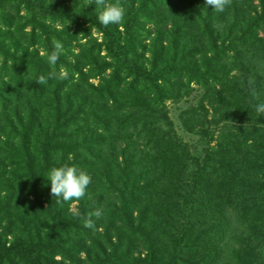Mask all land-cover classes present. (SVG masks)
I'll return each instance as SVG.
<instances>
[{
    "label": "trees",
    "instance_id": "16d2710c",
    "mask_svg": "<svg viewBox=\"0 0 264 264\" xmlns=\"http://www.w3.org/2000/svg\"><path fill=\"white\" fill-rule=\"evenodd\" d=\"M120 3L123 22L105 27L92 0L82 7L0 0V264H219L228 208L246 233L232 237L237 246L224 264H264V131L241 142L222 129L216 156L200 161L175 138L162 107L190 83L219 86V120L242 123L249 134L264 126L255 111L264 0H228L222 13L204 0ZM93 28L103 38L96 54L102 48L108 60L90 68L95 48L72 52L69 43ZM55 42L72 62L61 53L46 63ZM252 60L261 71L247 66ZM235 61L243 65L232 82L226 65ZM42 75L46 83H37ZM187 161L193 169L184 180ZM62 163L91 177L83 198L64 202L50 193L43 175ZM97 209L100 218L92 216Z\"/></svg>",
    "mask_w": 264,
    "mask_h": 264
},
{
    "label": "rangeland",
    "instance_id": "374dc122",
    "mask_svg": "<svg viewBox=\"0 0 264 264\" xmlns=\"http://www.w3.org/2000/svg\"><path fill=\"white\" fill-rule=\"evenodd\" d=\"M54 4H62L65 6H71L73 3L76 4V7H82L88 4L89 0H50ZM109 3V2H107ZM22 18L19 19L21 22H23L24 17L23 14H21ZM146 28H151V26L148 24L145 26ZM56 28L58 31L64 30L62 26L56 25ZM70 31L74 30L73 26L69 27ZM259 36L264 37V30L258 31ZM76 40H72L69 43V48L72 52H76L79 49H89V48H95L92 52V54H95V57L90 58L88 61L90 63V68L95 67V63H100L103 60H108L106 58L105 52L102 48H100V53L96 54L97 44L102 43L103 38L101 33H99L96 29H90L89 35L86 38L82 37V34L79 32L76 35ZM141 39L144 40L145 43H150L149 39H146L145 35L141 37ZM35 50L39 51V53L42 55L43 51L40 48V46H36L34 48ZM33 49H30L32 51ZM34 51V50H33ZM63 53V52H62ZM64 56L68 57L67 60L72 62V57L67 54L63 53ZM144 58L142 59L143 63L146 67L149 66L148 58L150 57V53L146 51L143 54ZM243 64H240L238 61L234 62L233 64L226 65L227 72H228V78L232 79L233 82L234 78H231L232 76H238L240 75V68H242ZM247 66L251 68H255V71L259 70L261 71V66L256 63L255 60L247 61ZM263 71V70H262ZM260 73L259 77L261 78V90L257 91L255 90V94L257 97L258 103H264V71ZM111 70H108L104 73L103 76L90 78L89 82L93 84H97L99 81H102L104 78L109 76ZM60 75L63 76L66 74V70L64 67H61L59 71ZM228 83L227 85H229ZM233 85V84H232ZM230 87V85H229ZM257 88V87H256ZM188 89V93L186 95H183L181 98L175 100V99H165L163 102V111L166 113V115L169 118L170 121V127L173 132L175 133V138L179 141H181L186 148L189 149L190 153L193 156H196L199 158V160H203V157L205 155L216 156V154H212V150L214 151L216 148V143L218 139L220 138V131L222 129H226L230 132L237 133L238 139L243 142L245 140L247 135H250L252 137L258 138L260 135L263 134L264 126H257L258 131L249 134L248 133V126L242 125V123H233V122H227L223 121L222 119L219 120V114H223L224 112V104L220 101L221 96H219V99L217 100L216 95H214L215 92L218 91L219 86L215 88H210L209 90L203 89L200 85L195 83H190ZM213 100L214 104H211V101ZM215 105V108L213 109V106ZM161 107V109H162ZM205 123L207 131L202 130L201 126L202 123ZM246 125V124H245ZM247 139H251L249 136ZM246 141V140H245ZM261 149V148H260ZM238 151H246L244 148H240ZM263 150L260 152L262 153ZM242 153L240 156H244ZM246 154V153H245ZM264 154V153H263ZM250 157L251 153L249 154ZM264 159V156H263ZM193 163L190 161L185 164H183L181 167H183V172L181 173L179 170V166H175L174 170L176 172H180V176H185L187 173H190L193 169ZM253 174H250V177ZM184 180L188 178L181 177ZM77 208V202H72L68 204V209L70 212H75ZM226 218L228 219V231H227V238L225 240L227 241L223 245L220 246V255L218 258L219 264H224L227 261V257L229 256L230 252L233 251V249L237 246L235 244V238L232 240V237H238L241 236L243 233L246 232V227L242 226L241 223L238 221V217L235 214V209L228 208L226 210ZM8 239H11L10 236H8ZM254 244H257L255 246V249L257 251L260 250L259 246L260 243L257 241L253 242ZM139 252V254H143L144 250L142 248H137L135 250V254ZM81 257H84L83 254H81Z\"/></svg>",
    "mask_w": 264,
    "mask_h": 264
},
{
    "label": "clouds",
    "instance_id": "9594fccd",
    "mask_svg": "<svg viewBox=\"0 0 264 264\" xmlns=\"http://www.w3.org/2000/svg\"><path fill=\"white\" fill-rule=\"evenodd\" d=\"M206 6H211L212 10L222 13L227 6L228 0H204ZM95 5L97 21L102 26L117 25L119 26L126 15V10L120 3V0H114L112 3H107L106 0H92ZM63 48L59 42L53 44V50L46 56V63L53 66L57 63ZM37 83H46V78L40 76ZM255 111L258 115L264 114V103H257ZM50 184V193L62 199L64 202L79 200L85 196L86 189L91 182L89 174L75 164L62 163L58 166H52L47 170L46 175H43ZM102 211L95 210L92 216L100 218ZM84 227L92 229L94 222L91 218L84 220Z\"/></svg>",
    "mask_w": 264,
    "mask_h": 264
}]
</instances>
